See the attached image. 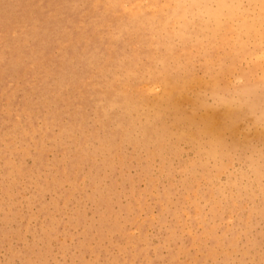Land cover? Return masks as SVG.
Returning <instances> with one entry per match:
<instances>
[{
	"label": "rangeland",
	"instance_id": "1",
	"mask_svg": "<svg viewBox=\"0 0 264 264\" xmlns=\"http://www.w3.org/2000/svg\"><path fill=\"white\" fill-rule=\"evenodd\" d=\"M0 264H264V0H0Z\"/></svg>",
	"mask_w": 264,
	"mask_h": 264
}]
</instances>
